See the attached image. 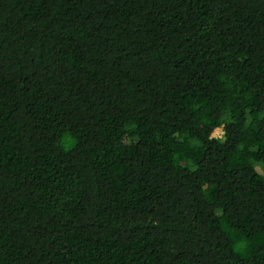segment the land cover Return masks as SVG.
I'll use <instances>...</instances> for the list:
<instances>
[{
    "label": "trees",
    "instance_id": "trees-1",
    "mask_svg": "<svg viewBox=\"0 0 264 264\" xmlns=\"http://www.w3.org/2000/svg\"><path fill=\"white\" fill-rule=\"evenodd\" d=\"M0 264H264V0H0Z\"/></svg>",
    "mask_w": 264,
    "mask_h": 264
},
{
    "label": "rangeland",
    "instance_id": "rangeland-1",
    "mask_svg": "<svg viewBox=\"0 0 264 264\" xmlns=\"http://www.w3.org/2000/svg\"><path fill=\"white\" fill-rule=\"evenodd\" d=\"M222 135H223V132L221 128L214 130V132L212 133V137H215V138H221Z\"/></svg>",
    "mask_w": 264,
    "mask_h": 264
}]
</instances>
